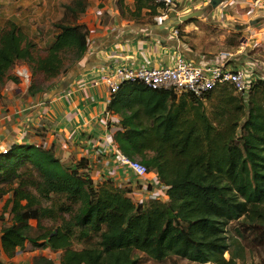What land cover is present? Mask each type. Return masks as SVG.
Wrapping results in <instances>:
<instances>
[{"label": "trees", "instance_id": "trees-1", "mask_svg": "<svg viewBox=\"0 0 264 264\" xmlns=\"http://www.w3.org/2000/svg\"><path fill=\"white\" fill-rule=\"evenodd\" d=\"M134 3L137 12L147 8L151 16L160 8L152 0ZM86 6L87 0H71L63 10L77 20ZM52 26L57 32L42 51L13 20L0 28V98L17 82L9 76L17 63L31 70L27 94L34 96L44 88L38 78H56L67 71V61L73 66L84 57L85 25ZM222 88L229 91L220 92L213 118L202 99L216 89L201 98H177L171 90L124 83L110 97L107 109L119 118V150L169 187L165 202L139 204L131 187L110 180L94 185L86 159L67 166L52 147L14 144L1 153L0 198L6 200L0 220L5 214L10 220L0 234L2 255L12 259L28 243L31 251L59 254L57 263L39 256L33 264H139V254L154 262L243 261L244 248L227 237L226 226L241 220L264 231V80H255L246 96ZM45 220L52 228L42 227ZM93 237L94 243L73 247Z\"/></svg>", "mask_w": 264, "mask_h": 264}, {"label": "crops", "instance_id": "crops-1", "mask_svg": "<svg viewBox=\"0 0 264 264\" xmlns=\"http://www.w3.org/2000/svg\"><path fill=\"white\" fill-rule=\"evenodd\" d=\"M218 1L219 3L212 4V0H182L177 12L168 14L159 23L156 21L159 9L156 16H151L147 8L137 12L134 0H87L85 12L75 21L85 25L87 29L95 30V34L84 57L78 62L80 69L71 72V76L66 79L71 81L67 88L56 95H52L51 91L49 95L42 92L30 96L10 90L12 87L3 91L0 98V154L14 144L44 145L46 148L52 147L56 157L70 167H74L76 161L85 159L86 156L94 162V168L105 170L113 167L112 161L95 163L97 160L92 155L85 154L89 145L102 133L97 119L108 110V93L105 87L100 83L93 85L102 68L121 64L157 68L169 66L174 58L183 56L200 65H224L227 70L248 69L252 66L255 76H264V52L259 49L248 47L245 51V48L240 47L233 54L220 51L214 56H201L199 53H189L185 44L173 34L180 24L192 18L210 21L216 17L224 25H229L228 22L225 23L229 19L232 24H237L235 28L243 33L242 36L251 30L258 40L264 41V13L257 14L252 19L244 13V7L254 0H238L239 4L235 8H224L228 0ZM260 2L264 6V0ZM12 5L2 27L18 14L13 11ZM1 6L0 1V14ZM23 9L35 13L29 7L24 6ZM60 12L65 14L63 9ZM191 15L193 16L185 21L179 20ZM147 19H153L155 25L145 23ZM254 21L256 23L251 25ZM164 23L165 26L161 28ZM216 51L217 49L212 53L215 54ZM222 53H228L229 56L225 57ZM80 81L85 82L80 84ZM117 129L118 127L114 131ZM118 172L123 184L126 180L135 182L121 169ZM19 257L20 253H17L14 258L7 260L14 261ZM0 258L5 263V259Z\"/></svg>", "mask_w": 264, "mask_h": 264}, {"label": "built area", "instance_id": "built-area-1", "mask_svg": "<svg viewBox=\"0 0 264 264\" xmlns=\"http://www.w3.org/2000/svg\"><path fill=\"white\" fill-rule=\"evenodd\" d=\"M182 0H152L159 5L161 12L156 21L161 23L169 13H175ZM238 0H228L224 7L235 8L238 6ZM245 15L250 19L257 14L264 13V6L260 0H254L245 7ZM95 30L88 29L86 37L87 46L91 44ZM176 36L177 30L173 31ZM241 48L259 49L264 52V41L258 40L253 31L247 32L240 38ZM228 57V53H222ZM21 81L23 87L19 89L20 93H27L29 84V75L27 70L20 69L16 75ZM257 79L264 80V76L257 77L253 73L252 66L248 69L227 70L224 65L219 64H197L191 59L183 56H177L173 59L172 64L162 67H149L147 65L121 64L112 68H102L98 79L93 85L102 84L108 93V103L110 97L116 94L124 83H139L152 90H166L174 93H189L194 97L201 98L210 91L222 86L231 87L235 93L246 96L250 91L253 83ZM85 81H80L82 84ZM22 94V95H23ZM97 124L101 127L102 133L86 149V155H92L94 160L112 161L114 166L105 170L94 168L93 163L88 160L87 175L94 185H99L103 181L110 180L117 187H122L123 182L119 175L121 169L124 174L129 175L138 185L137 189L132 191L135 201L139 204L146 200L165 202L167 200L168 186H165L159 178L152 172H149L139 160L131 159L123 154L115 140L114 129L119 125V118L106 110L97 119ZM63 148H66L63 146ZM9 149L1 151L7 153ZM129 182V180H126ZM26 264V263H21Z\"/></svg>", "mask_w": 264, "mask_h": 264}, {"label": "rangeland", "instance_id": "rangeland-1", "mask_svg": "<svg viewBox=\"0 0 264 264\" xmlns=\"http://www.w3.org/2000/svg\"><path fill=\"white\" fill-rule=\"evenodd\" d=\"M1 1V14H0V28L2 24L6 20V13L9 12L11 4H13V11H15L17 16H13L11 20L15 23H18L20 28L25 32V34L31 38V41H35L36 49L42 51L45 49L53 40L54 34L57 32L55 28L52 26L53 24H76V21L64 14L61 13V9L63 6L70 3L71 0H0ZM57 1L59 2V6L57 7ZM185 1H183V4ZM17 5H20L17 7ZM154 5V4H152ZM25 7H29V9L35 10V13L32 14L31 10L23 9ZM182 6V4L180 5ZM9 8V9H8ZM225 8V7H224ZM23 9V11L18 12ZM159 12H161V8H158ZM178 8L176 9L177 12ZM223 9V13H224ZM172 15V12L169 13ZM229 18V17H228ZM147 24L155 25V21L147 19L144 21ZM229 23V25H224L215 17L214 19L207 21L201 20L199 18H192V20L184 22L180 24L178 27V38L181 42H183L188 49L189 53H199L198 55H216L220 51H226L230 53H235L240 49V38L243 33L238 31L235 27L237 24H232L231 20H226L225 23ZM217 49L216 53H212ZM246 48L245 51H247ZM211 53V54H209ZM251 55V54H248ZM67 71L65 73L57 76L56 78H52L49 80H45L42 77L38 78V80L42 83L43 93L49 95L51 91H55L58 86L68 79L71 76V72L76 69H80L78 64H74L70 66V61L66 62ZM20 69H25L29 75V84H31L32 80V72L29 67L25 63H17L9 72V76L15 77L17 82L14 85H10L12 88L10 90H17L23 87L21 81L16 76L17 71ZM224 87V86H222ZM218 88L213 92V96L210 99H202L203 109L205 114L209 118H213V113L216 110V106L219 103L218 96L220 92L225 90L229 91L228 88ZM229 87V86H227ZM6 88V87H5ZM9 89V88H8ZM7 90V89H5ZM3 90V91H5ZM20 92V91H19ZM3 93V92H2ZM177 98L183 95L184 93H175ZM234 95H236L234 93ZM13 146V145H12ZM44 146V145H42ZM46 147V146H44ZM138 159V158H136ZM139 160V159H138ZM107 181V180H106ZM124 185L131 187L133 190L138 188V185L134 182H125ZM125 186V187H127ZM4 198H0V213L3 208ZM10 224L9 216L7 214L4 215V219L0 220V234L1 230ZM29 224L32 228L36 229L37 223L36 221H30ZM52 223L50 221H43L42 227L44 229L52 228ZM36 233H32L35 235ZM226 235L229 239H238L242 244L245 252V259L240 261L238 264H264V231L263 228L257 225H250L243 223L240 221H234L229 223L226 226ZM96 238L93 237L92 240L88 243L85 242H74L73 247L76 249H82L87 244L94 243ZM20 253V257L14 261H8L2 252L0 251V257L5 259V264H33V258L35 257H44L47 258L54 263H57L59 254L50 252L48 250L39 251L33 250L31 251L29 248V244L25 243V250ZM140 261L139 264H194L190 263L186 260L179 259L177 257H169L162 262H154L149 260L142 254H139Z\"/></svg>", "mask_w": 264, "mask_h": 264}, {"label": "water", "instance_id": "water-1", "mask_svg": "<svg viewBox=\"0 0 264 264\" xmlns=\"http://www.w3.org/2000/svg\"><path fill=\"white\" fill-rule=\"evenodd\" d=\"M215 3H219V1L218 0H212V4H215ZM193 15H195V14H193ZM193 15L187 16V17H183V18H181L179 20L181 22L185 21V20L189 19L190 17H192ZM255 23H256V21L252 22L251 25L255 24ZM164 26H165V23L163 24V26H161V28H163ZM70 82H71L70 80L64 81L55 91H53L52 95H56L58 93L63 92L67 88V86L69 85Z\"/></svg>", "mask_w": 264, "mask_h": 264}]
</instances>
